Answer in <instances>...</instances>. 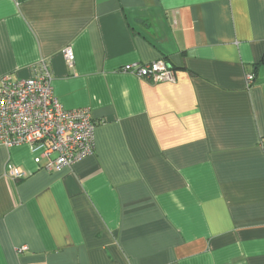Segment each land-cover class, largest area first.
<instances>
[{
    "label": "crops",
    "instance_id": "0c3cea01",
    "mask_svg": "<svg viewBox=\"0 0 264 264\" xmlns=\"http://www.w3.org/2000/svg\"><path fill=\"white\" fill-rule=\"evenodd\" d=\"M263 58L264 0H0V78L46 60L95 123L57 173L0 146V264H264Z\"/></svg>",
    "mask_w": 264,
    "mask_h": 264
},
{
    "label": "built area",
    "instance_id": "2783aa9c",
    "mask_svg": "<svg viewBox=\"0 0 264 264\" xmlns=\"http://www.w3.org/2000/svg\"><path fill=\"white\" fill-rule=\"evenodd\" d=\"M71 65L74 54L64 50ZM151 83H172L174 72L164 60L146 65H129L121 70ZM254 76H246V86ZM95 123L88 109L65 110L53 95L49 64L40 60L36 74L28 79L11 81L0 78V146H26L35 154L33 162L48 173H57L90 157L94 151ZM258 146L264 156V138ZM7 176L20 180L25 173L8 165ZM21 251V250H19Z\"/></svg>",
    "mask_w": 264,
    "mask_h": 264
},
{
    "label": "trees",
    "instance_id": "16d2710c",
    "mask_svg": "<svg viewBox=\"0 0 264 264\" xmlns=\"http://www.w3.org/2000/svg\"><path fill=\"white\" fill-rule=\"evenodd\" d=\"M262 62H264V58L262 59Z\"/></svg>",
    "mask_w": 264,
    "mask_h": 264
}]
</instances>
